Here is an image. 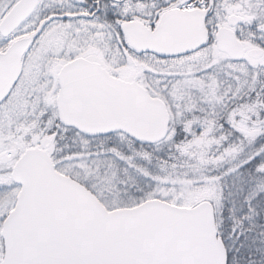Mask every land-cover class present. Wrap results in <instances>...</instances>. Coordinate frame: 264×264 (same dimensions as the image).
Returning a JSON list of instances; mask_svg holds the SVG:
<instances>
[{"label": "snow or ice", "instance_id": "snow-or-ice-1", "mask_svg": "<svg viewBox=\"0 0 264 264\" xmlns=\"http://www.w3.org/2000/svg\"><path fill=\"white\" fill-rule=\"evenodd\" d=\"M0 264H264V0H0Z\"/></svg>", "mask_w": 264, "mask_h": 264}]
</instances>
